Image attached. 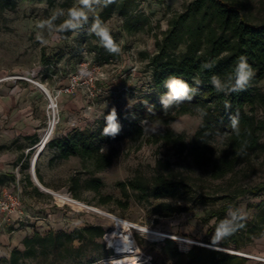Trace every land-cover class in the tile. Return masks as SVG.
<instances>
[{"label": "rangeland", "instance_id": "374dc122", "mask_svg": "<svg viewBox=\"0 0 264 264\" xmlns=\"http://www.w3.org/2000/svg\"><path fill=\"white\" fill-rule=\"evenodd\" d=\"M238 1L256 19H264V0ZM188 2L143 1L139 11L150 17L151 26L135 34L124 30L126 19L117 11L100 20L121 49L119 53H110L91 31L95 20L104 13V0L93 5L86 23L64 32L57 29L68 19L70 9L82 7L80 0H0V168L8 170L3 171L6 173H3L2 180L9 191L20 193L23 210L30 216L29 219L26 217L28 221L9 226L4 224L0 228V232H7L0 241V258L9 257L13 246L20 240L18 235L11 234L10 227L18 231L25 227L28 231L47 233L101 225L109 232L115 226L114 216L197 242L194 245L182 244L172 239L185 254L195 245L207 248H210L207 245H216L246 254L240 256L247 257L248 264H264V235L253 240L240 236V248L235 245L223 247L220 245L223 239L219 242L213 239L217 229L215 219L207 223L202 220L212 210L227 204L226 196L236 188L264 182V152L252 154L251 161L239 166L235 174L217 181L211 176V165L199 167L187 154L179 159L173 147L164 141H150L156 140L154 135L167 128L186 134L188 141H192L203 120L199 112L177 116L168 124L161 119L142 121L144 139L115 138L104 146L112 158V165L101 171H95L91 163L82 162L78 156L60 159L58 151L48 146L51 140L76 130L96 131L113 107L119 113L140 109L153 102L160 103L162 94L152 86L149 61L157 52L156 40L162 38L170 18L175 12L182 11ZM60 12L63 14L58 15L51 25L44 29L38 27L42 21ZM84 70L90 75H82ZM37 82L51 90L55 103L37 86ZM74 82L76 87L72 93L63 91ZM256 86L264 94V79ZM53 105L59 111L58 123L38 155L42 136L48 132L54 116ZM255 113L264 119V105H258ZM261 142L264 144V131ZM222 148L215 144L210 156L215 159L222 153ZM37 156L36 176L39 181L81 205L63 201L38 187L31 172ZM160 161L162 167L168 166L169 162L174 178H185L192 191H181L176 198L141 199L137 192L128 189L125 193L119 186L138 175L151 178ZM95 178L102 182L98 189L91 182ZM196 193H204L213 202L197 204L184 200H193ZM237 202L245 219L256 221L264 208V192L246 194ZM163 203L182 204L184 210L166 215L167 211L161 207ZM231 212H234L233 208L227 213L226 221L232 219ZM136 236L145 257L150 258L153 264H175L166 245V240L171 238L150 240L141 234ZM103 238L99 239L100 246L84 249L86 259L90 255L96 257L94 264H111L115 257L112 251L102 248ZM208 240L214 244H208ZM223 249L214 248L235 254ZM32 264L41 263L34 261Z\"/></svg>", "mask_w": 264, "mask_h": 264}, {"label": "trees", "instance_id": "16d2710c", "mask_svg": "<svg viewBox=\"0 0 264 264\" xmlns=\"http://www.w3.org/2000/svg\"><path fill=\"white\" fill-rule=\"evenodd\" d=\"M143 1L145 0H114L105 6L99 20L103 21L117 11L126 19L124 30L127 33L144 31L151 26V19L139 11ZM156 45L157 52L149 61L152 86L164 95L168 91L165 81L172 76L179 77L197 88L193 98L166 110L161 103L153 102L140 109L119 112L118 122L121 130L115 137L102 135L106 126L104 120L96 131L76 130L62 138L51 140L48 146L58 151V158L70 159L78 156L82 162L91 163L95 171H101L112 165V158L104 150V146L113 139L127 137L142 140L145 138L142 121L161 119L163 123L168 124L177 116L196 112L202 115L203 120L192 141H188L186 134L177 133L170 128L155 134L156 140L150 141H164L173 147L179 159L187 154L199 167L211 165V176L217 181L235 174L239 166L251 161L252 154L264 152V144L261 142L264 119L255 113L258 105H264V94L260 93L256 86L264 79V19H256L238 0H189L182 11L175 12L170 18L168 28L162 33V38L156 40ZM240 57H244L254 70L251 81L242 91L218 92L211 83L212 77L226 81L239 63ZM206 63H210L212 67L204 68ZM196 80L201 83L196 85ZM230 116H238L236 129L232 126ZM215 144L223 148L222 153L214 159L210 153ZM162 164L160 161L156 173L151 178L138 175L127 182H121L119 186L125 193L128 189L137 192L141 199L176 198L181 191H192L185 178H174L169 162L168 166L162 167ZM39 178L43 180L41 175ZM28 181L32 184L31 180ZM91 182L96 189L102 186L100 179L95 178ZM2 183L3 180L0 179V184ZM262 192L264 182L252 187L236 188L226 196L227 204L212 210L202 220L207 223L215 219L214 226L217 228L220 222L226 221L229 210L233 208L234 212L240 211L237 202L239 197L246 194L259 195ZM184 200L197 204L213 202L204 193H196L193 200ZM161 207L167 211L166 215L184 210L182 204L163 203ZM241 223L243 227L223 239L220 245H235L240 248V236H247L249 240L262 237L264 208L256 221L249 222L244 218ZM105 233L106 230L101 225L77 227L72 231L51 230L47 233L35 230L32 235L23 239V249L14 248L9 257L0 258V264H32L34 261L41 264H94L96 257L90 255L89 259H86L84 249L100 246L99 239L103 238ZM207 242L214 244L209 240ZM166 245L175 264L249 262L247 257L200 245L193 246L185 254L172 239H167ZM101 246L106 250L104 243Z\"/></svg>", "mask_w": 264, "mask_h": 264}, {"label": "clouds", "instance_id": "9594fccd", "mask_svg": "<svg viewBox=\"0 0 264 264\" xmlns=\"http://www.w3.org/2000/svg\"><path fill=\"white\" fill-rule=\"evenodd\" d=\"M112 2H114V0H104L105 6ZM100 3L101 0H80L82 7L70 9L68 11V19L58 27L57 31L64 32L69 29H76L80 27L82 22H87L88 12L93 11V5H99ZM85 9H87V11H85ZM62 14L63 13L60 12L53 15L50 19L42 21L38 27L44 29L45 27L51 25L52 21L56 19L58 15ZM91 31L100 38L102 45L107 51L110 53H119L121 51L120 46L111 36L109 29L101 23L99 18H97L93 23ZM203 67L211 68L212 65L210 63H206ZM81 74L90 75L87 70L82 71ZM254 74V70L247 63L246 59L244 57H240L239 63L233 73L228 76L226 81L222 82L218 77L213 76L211 83L218 92H238L246 88ZM194 83L199 85L201 81L196 80ZM165 87L168 91L160 97V103L165 110L186 100L190 101L197 92V88L175 76L169 77L165 81ZM229 119L232 122L233 128L236 129L238 125V116H230ZM105 121L106 126L103 129L102 135L115 137L121 130V125L118 122V113L115 107L108 112L105 117ZM230 215L232 217L231 220L222 221L217 226L213 237L215 241L219 242L220 240L232 235L239 228L243 227V224L241 223V221L245 218L243 213L240 211L231 212Z\"/></svg>", "mask_w": 264, "mask_h": 264}, {"label": "bare ground", "instance_id": "6f19581e", "mask_svg": "<svg viewBox=\"0 0 264 264\" xmlns=\"http://www.w3.org/2000/svg\"><path fill=\"white\" fill-rule=\"evenodd\" d=\"M37 86L45 92V94L53 101V103H55V99L52 95V92L46 85H44L41 82H37ZM58 112L59 111L57 109H54V116L51 119V125L49 127V130H48V132H45L42 136V142L39 144V148L42 150L45 148V146L49 140L48 139L46 141L45 145L43 146V143L47 139L48 135L50 133H52V131H54L56 128V125L58 123V114H59ZM37 159H38V156L36 157V159H34L33 166L31 169V172L35 175H36V161H37ZM36 178H37V176H36ZM41 185H42L44 190H46L47 192H51V193L55 194L61 200L81 205V203L79 201L74 200L73 198L66 196L64 194L57 193V192L47 188L46 186H44L42 183H41ZM106 215H108V214H106ZM112 218L115 221L118 220V222L113 227V229L108 232V236H107L108 240L110 242L114 243V246L117 248L118 252H120V253L131 252L132 253V254H126L125 256H122V257L115 258L113 261V264H143V263L138 261L139 260L138 254H140V252H141L140 246L138 245L136 240L132 239V236L128 235V233H130V231H131V228H129L131 226V224L134 225L140 231L141 235L145 236L146 238H148L150 240H157V239H160L161 237L170 236L182 244H188V243H194V244L196 243L197 244V242H195L191 239H188L186 237L180 236V235H171L170 233H167V232L162 231L160 229L152 228V227L145 226V225L138 224V223H132V222H130L126 219H123V218L121 219V218L114 217V216ZM125 231H126V233H124ZM119 233L124 238L123 241H121L122 238H117L118 237L117 234H119ZM114 237H116L117 240L119 239L118 244L115 243V241L113 239ZM207 246L210 248H213V249L214 248L223 249V248L217 247L216 245H207ZM223 250L233 252L237 255L238 254L246 255V254H243L239 251H233V250H229V249H223Z\"/></svg>", "mask_w": 264, "mask_h": 264}, {"label": "built area", "instance_id": "2783aa9c", "mask_svg": "<svg viewBox=\"0 0 264 264\" xmlns=\"http://www.w3.org/2000/svg\"><path fill=\"white\" fill-rule=\"evenodd\" d=\"M75 87H76V82H74V84H72V86H68L67 88H65L63 91L67 92V93H72V91L75 89ZM52 103H53V101H52ZM56 107L57 106H54V105L51 106L52 109H55ZM48 138H49V136H48ZM0 193L3 194L2 196H0V228L6 222H7V224L15 225V224L23 222V221H28L27 219H29L30 216L25 214V212L23 210V202H22V198L20 196V193L12 192V190L9 191L8 188L6 187V185H1V184H0ZM26 217H28V218L26 219ZM117 222H118V220L115 221V225L117 224ZM129 228H131V231H130V233H128V235L132 236V239L136 240L138 245L140 246L139 237L136 236V235L140 234V231L132 224ZM112 229L113 228H111V230ZM124 233H126V231ZM117 235H118L117 238H122L121 241H123L124 238L121 236V234L119 233ZM107 236H108V232H106L104 235L103 243L105 245L106 250H110L113 252V254L115 256L114 259L118 258V257L125 256L126 254H132L131 252H123V253L118 252L117 248L114 246V243L110 242L108 240ZM117 238L114 237L113 239H114L115 243L118 244L119 239L117 240ZM165 238L174 239L173 237H170V236L164 237V239ZM191 245H194V243H191ZM140 248H141V246H140ZM238 255H241V254H238ZM138 256H139V260H138L139 262H141L143 264H153L152 260L150 258L145 257L146 255L142 251V248H141V252H140V254H138ZM114 259L111 260V264H113Z\"/></svg>", "mask_w": 264, "mask_h": 264}, {"label": "crops", "instance_id": "0c3cea01", "mask_svg": "<svg viewBox=\"0 0 264 264\" xmlns=\"http://www.w3.org/2000/svg\"><path fill=\"white\" fill-rule=\"evenodd\" d=\"M3 171H8V170H7V169L4 170V169H1V168H0V179H1V180L3 179V177H2L3 173H6V172H3ZM1 185H7V184L4 183V181H3V183H2ZM5 224H7V222H6ZM8 226H9V224H8ZM10 230H12V231H11V234H13V235H18V237H20L19 242L17 243V245H14V246H13V249H14V248H17V247H18V248H22V247H23V245H22V241H23V239H24L26 236H28V235H32V234L34 233V231H28L27 229H25V227H24L23 229L19 230V231H18V229H13V228L10 227ZM6 233H7V232H0V241L3 240V238L6 236V235H5ZM13 249H12V250H13Z\"/></svg>", "mask_w": 264, "mask_h": 264}, {"label": "water", "instance_id": "95a60500", "mask_svg": "<svg viewBox=\"0 0 264 264\" xmlns=\"http://www.w3.org/2000/svg\"><path fill=\"white\" fill-rule=\"evenodd\" d=\"M48 136H49V135H48ZM47 140H48V137H47V139L45 140V142L43 143V146L45 145V143H46ZM41 151H42V149H40L38 155H40ZM33 178H34V182L38 185V187H39L40 189H42L43 191H46V190L43 189V187H42L40 181L36 178V175H35V174H33ZM50 193H51V192H50Z\"/></svg>", "mask_w": 264, "mask_h": 264}]
</instances>
